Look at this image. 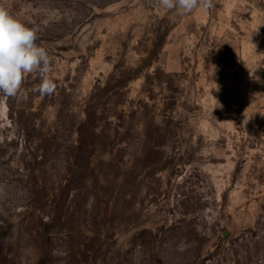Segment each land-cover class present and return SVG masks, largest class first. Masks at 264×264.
Instances as JSON below:
<instances>
[{"label":"rangeland","instance_id":"rangeland-1","mask_svg":"<svg viewBox=\"0 0 264 264\" xmlns=\"http://www.w3.org/2000/svg\"><path fill=\"white\" fill-rule=\"evenodd\" d=\"M52 57L0 93V264H264V0H0Z\"/></svg>","mask_w":264,"mask_h":264},{"label":"clouds","instance_id":"clouds-1","mask_svg":"<svg viewBox=\"0 0 264 264\" xmlns=\"http://www.w3.org/2000/svg\"><path fill=\"white\" fill-rule=\"evenodd\" d=\"M165 10H175L188 15L196 10H208L213 0H153ZM37 30L14 17L7 8L0 6V93L15 97L21 90L24 77L36 74L40 83L33 92L51 95L56 84L50 78L52 57L45 47L36 43Z\"/></svg>","mask_w":264,"mask_h":264}]
</instances>
